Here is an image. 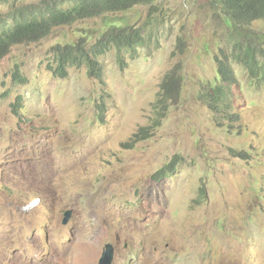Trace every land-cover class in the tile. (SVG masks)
<instances>
[{
  "label": "rangeland",
  "instance_id": "1",
  "mask_svg": "<svg viewBox=\"0 0 264 264\" xmlns=\"http://www.w3.org/2000/svg\"><path fill=\"white\" fill-rule=\"evenodd\" d=\"M39 1L0 0V17ZM126 26L140 28L144 45L120 52L122 63L104 47L102 85L76 58ZM246 29L251 36L210 0H158L11 47L0 61V264H98L106 246L111 264H264V71L253 78L235 60L251 46L264 64V21ZM66 46L80 63L62 74ZM224 57L238 121L222 126L200 96L221 83ZM175 66L179 98L127 147L152 125ZM175 155L174 174L153 181Z\"/></svg>",
  "mask_w": 264,
  "mask_h": 264
},
{
  "label": "trees",
  "instance_id": "2",
  "mask_svg": "<svg viewBox=\"0 0 264 264\" xmlns=\"http://www.w3.org/2000/svg\"><path fill=\"white\" fill-rule=\"evenodd\" d=\"M156 1L158 0H40L37 4L20 3L12 12L0 17V61L14 45L24 41H39L55 27L71 24L79 19L126 12L138 5H153ZM210 2L219 8L230 25L236 26L245 36H251V31L246 29V26L252 25L254 22L264 21V0H210ZM141 34L140 28L136 27L110 28L102 35L93 49L88 51L83 48L84 51H81L80 56H77L76 62L78 59V61L83 62L87 68L88 76L95 78L103 85V70L100 63L96 61V57L104 53V47L109 46L116 50L117 59L122 63V58H119L120 52H134L136 47L144 45L145 41ZM72 49L73 46H66L59 53L58 71L64 70V66L69 64L79 65L80 62L73 61ZM255 50V48L247 46L240 48L235 54V60L242 64L253 78H257L264 71V64L258 61ZM91 52L96 55L91 56L89 54ZM177 70V66L169 70L159 84L152 125L142 127L133 134L127 147L131 148L135 143L149 137L153 128L157 127L160 120L165 116L169 102H175L179 98L181 78ZM59 72L63 74V72ZM217 73L221 83L205 88L200 99L211 112L217 115V123L223 126L226 124L224 121L226 118L230 123L238 121V116L230 111L232 102L229 95L230 86L234 85L236 80L229 60L225 57L217 60ZM13 108L14 111H17L19 106ZM99 110L98 120L102 123L103 103L100 104ZM219 115H223V117H219ZM231 153L237 157L240 155L234 151ZM181 161L180 156H173L168 163L151 176V179L159 182L170 177Z\"/></svg>",
  "mask_w": 264,
  "mask_h": 264
},
{
  "label": "water",
  "instance_id": "3",
  "mask_svg": "<svg viewBox=\"0 0 264 264\" xmlns=\"http://www.w3.org/2000/svg\"><path fill=\"white\" fill-rule=\"evenodd\" d=\"M71 215H72V211L67 210L64 213V218L62 220V224H67V222L71 218ZM111 263H112V251L108 246H106L105 249L103 250L102 254H101V257L98 261V264H111Z\"/></svg>",
  "mask_w": 264,
  "mask_h": 264
},
{
  "label": "bare ground",
  "instance_id": "4",
  "mask_svg": "<svg viewBox=\"0 0 264 264\" xmlns=\"http://www.w3.org/2000/svg\"><path fill=\"white\" fill-rule=\"evenodd\" d=\"M56 171V170H55ZM36 172V171H35ZM51 176V175H50ZM35 180V179H34Z\"/></svg>",
  "mask_w": 264,
  "mask_h": 264
}]
</instances>
